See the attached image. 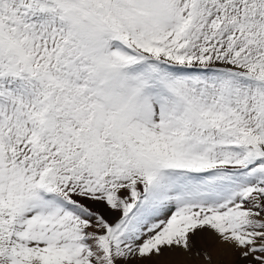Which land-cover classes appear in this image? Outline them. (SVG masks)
I'll use <instances>...</instances> for the list:
<instances>
[{
    "label": "snow or ice",
    "instance_id": "6c2138e0",
    "mask_svg": "<svg viewBox=\"0 0 264 264\" xmlns=\"http://www.w3.org/2000/svg\"><path fill=\"white\" fill-rule=\"evenodd\" d=\"M0 264H264V0H0Z\"/></svg>",
    "mask_w": 264,
    "mask_h": 264
}]
</instances>
